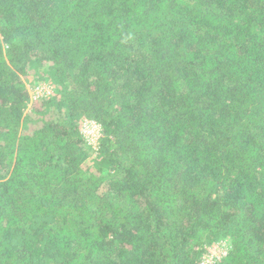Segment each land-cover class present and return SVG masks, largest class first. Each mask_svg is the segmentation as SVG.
Listing matches in <instances>:
<instances>
[{"label": "trees", "instance_id": "obj_1", "mask_svg": "<svg viewBox=\"0 0 264 264\" xmlns=\"http://www.w3.org/2000/svg\"><path fill=\"white\" fill-rule=\"evenodd\" d=\"M219 241L264 264V0H0V264Z\"/></svg>", "mask_w": 264, "mask_h": 264}, {"label": "built area", "instance_id": "obj_2", "mask_svg": "<svg viewBox=\"0 0 264 264\" xmlns=\"http://www.w3.org/2000/svg\"><path fill=\"white\" fill-rule=\"evenodd\" d=\"M52 90V86L47 84H39L38 86L33 87L31 91H29L28 89L30 103L39 98L51 95ZM86 134H88V137L86 136ZM99 135L100 128L96 122L86 120L83 123L81 129V136L83 137L87 146L93 151H97Z\"/></svg>", "mask_w": 264, "mask_h": 264}, {"label": "rangeland", "instance_id": "obj_3", "mask_svg": "<svg viewBox=\"0 0 264 264\" xmlns=\"http://www.w3.org/2000/svg\"><path fill=\"white\" fill-rule=\"evenodd\" d=\"M26 86L29 89V91H31L33 87H36L38 85L34 84V86H33V84H29L27 82ZM30 105H31V103L28 104V107ZM86 136L88 137V134H86ZM90 151H91V153L94 152L91 149H90ZM228 247L229 246H228V244H226V241L225 242L219 241L218 243H214L212 245L206 246V253H204V255L202 257L201 264L211 263L212 261L225 256L227 254Z\"/></svg>", "mask_w": 264, "mask_h": 264}]
</instances>
